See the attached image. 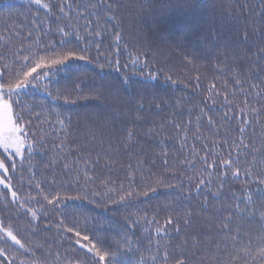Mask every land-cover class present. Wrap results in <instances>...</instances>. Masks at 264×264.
Returning <instances> with one entry per match:
<instances>
[{
  "label": "trees",
  "instance_id": "obj_1",
  "mask_svg": "<svg viewBox=\"0 0 264 264\" xmlns=\"http://www.w3.org/2000/svg\"><path fill=\"white\" fill-rule=\"evenodd\" d=\"M60 2L41 0L42 4L54 5L47 11L35 0H0V68L13 67L21 48L35 52L52 42L58 45L62 37L57 29L65 24L72 33L70 47H83L92 41L88 62L77 61L59 70L52 66V71L37 69L43 83L33 80L36 86L21 93L20 110L25 122L31 119L36 146L31 156L25 153L22 168L18 161L13 190L21 200L32 201L27 208L45 207L32 218L25 206L11 202V192L0 186V216L11 215L18 221L17 238L25 246L20 248L9 241L7 245L0 243V247H9L16 264H75L84 256L79 246L71 243L74 235L66 231L75 225L85 229L82 234L94 232L104 239L113 253L118 245L123 252L127 236L133 251L118 254L120 264H137L139 257L162 256L165 250L171 253L170 260L175 259L185 232L204 229L207 238L211 229L207 223L211 212L200 210L202 196L195 195L198 178L211 180L203 189L210 201L208 208H230L236 203L230 199L232 193L244 200L251 195L258 217L259 205L264 203L259 190L264 184L254 182L255 175L245 179L244 171L245 166L253 172L264 170V59L255 63L251 55H241L233 63L234 54L225 58V53L233 46L237 48L235 54L244 49L255 51V40L246 44L240 39L247 18L238 13L241 4L259 11L261 0H148L143 9L135 7L143 0H124L128 7L121 8L116 19L108 23L106 15L94 7L97 0H64L72 5L70 18L68 8L60 13ZM77 5L82 6L81 11L88 5L92 14L78 18ZM114 24L118 26L115 29ZM115 31H122L119 44L115 42ZM96 32L101 35L95 36ZM77 35H87L88 40L77 44ZM101 64L104 71L97 75L95 70ZM237 80L242 86L236 84ZM46 88L51 95L46 94ZM226 113L228 119H224ZM37 114L39 119L35 118ZM59 120L64 121L63 128ZM244 120L250 125L245 126ZM177 124L181 125L179 129ZM240 128L245 129L244 143L253 150L240 148L241 171L239 177H233L235 169H223L216 157L229 159L230 154L236 159L237 145L233 141L240 139ZM129 130L135 135L121 145L120 139L127 137ZM128 144H133L130 152L126 151ZM163 152H167V167ZM205 156L209 164L216 160L215 172L207 171L201 163ZM74 160L80 169V186H76L74 171L72 187L57 189L65 199L54 209L43 201L36 184L40 183L46 194L50 189L44 181L54 174L63 177V165ZM84 161L89 163L88 176L92 178L88 190H84ZM184 161L196 167L181 166ZM33 172L35 178L29 187L28 177ZM189 187L193 195L186 198ZM97 192L101 195L94 199ZM120 196L125 200L121 201ZM188 212H194L193 224L185 229L183 220ZM169 216L172 225L166 224ZM153 219L157 223H151ZM177 226L179 234L175 232ZM158 227L167 234L157 236ZM252 227L255 243L264 232L256 220ZM3 239L0 236V241ZM260 246L254 248V256Z\"/></svg>",
  "mask_w": 264,
  "mask_h": 264
},
{
  "label": "snow or ice",
  "instance_id": "obj_2",
  "mask_svg": "<svg viewBox=\"0 0 264 264\" xmlns=\"http://www.w3.org/2000/svg\"><path fill=\"white\" fill-rule=\"evenodd\" d=\"M37 5H41L45 10L50 11L54 5L50 3H41V0H35ZM148 4V0H143L142 3H138L135 7L143 9ZM163 6V5H162ZM60 13L64 14V9L68 8L70 10L68 17L71 16L72 5L70 3H65L64 0H61L58 5ZM81 5H77L76 14L78 18L83 19L86 15H91L92 10L88 5L83 6V11H81ZM96 9H99L101 14L106 15V23L116 19L117 14L120 12L121 8L128 7L124 4V0H97ZM110 14V15H108ZM238 15H242L247 18V22L244 25L240 39L244 43H248L250 40H255V51L250 49H244L237 53V48L235 46L229 48L228 52L225 53V58L229 53L233 55V63L239 61L240 56L243 55L245 58H248L250 55L254 57L252 62L259 63L260 60L264 59V0H261V7L259 11L248 7L245 9V5H240V11ZM89 25L86 23L85 27ZM117 25H113L115 29ZM69 28L68 24H65L63 27H58L57 31L62 37L57 45L56 42L49 43L43 48L32 52L30 49L21 48L15 54L13 60V67H8L5 65L3 68H0V186H3L6 192H11V202L18 203L21 206H25V212L30 213L32 218L37 217V213L45 207L41 204V209L33 210L27 208L26 205L31 203L29 200H21L17 195V191L13 190L15 185L13 184L14 179L16 178L15 174L18 171V161L20 162V168L23 167V161L27 158L25 153L27 152L31 156L33 150L35 149V133L30 131L31 119L25 122V116L22 109L23 101L20 99L21 93L30 87H35L36 85L32 84L33 80H36L37 83H43L39 80L40 73L37 72V69H45L52 71V66H55L57 70L61 67L67 68L72 63L77 61L88 62L90 60V45L91 40H88V36L81 37L76 36V42L79 44L82 40H88V43L83 47H70L73 43L69 37L72 35L67 29ZM100 32H96L95 36L99 37ZM29 39H31V33H29ZM259 38V39H257ZM122 40V31H115V42L119 44ZM96 52L99 54L100 48L99 45L96 47ZM27 53V54H24ZM43 53V54H41ZM116 55H119V49L116 50ZM108 60V63L111 64L112 61L105 57ZM47 62V63H45ZM18 65V67H17ZM116 66L119 68V60H116ZM127 67V65H125ZM97 75H101L104 71V65L101 64L98 70H95ZM103 79V77H101ZM153 78L152 74H149V79ZM45 79L51 80L50 76H45ZM126 80L128 78H125ZM236 84L242 86L241 81L237 80ZM112 87H115L114 85ZM47 95H51L50 92L45 89ZM227 99V96H225ZM139 108H142V104L139 105ZM264 111V109H262ZM243 112H241V117L243 118ZM36 119L40 118V115L37 114ZM224 119H228L227 113L224 116ZM208 121L211 124L212 118L208 117ZM245 126L250 125L249 120L243 121ZM61 128L64 127V121H58ZM176 127L179 129L181 125L177 124ZM241 137L237 141H233L234 145H237V157L235 160L231 158L229 154V159H220L219 156L216 157L219 160V166L225 170L235 169L232 172L233 177H239L241 166L239 161L241 159L239 155L240 148H244L246 152H251L252 146L244 143L243 133L244 128H240ZM135 133L131 130L128 131L127 137L120 139V144L124 145L127 143V140L134 136ZM155 135V133H153ZM30 138L32 142L30 141ZM133 144H128L126 151H131ZM162 155L165 156L164 164L167 167V152H163ZM82 159V158H81ZM247 160V157H244ZM99 161H94L93 163H98ZM146 163V161H145ZM201 163L205 165V169L209 172H215L217 169L216 160H213L211 164L207 161V156L201 159ZM143 165H141L142 167ZM181 166H190L195 168V163L190 161H184L181 163ZM153 167L155 165L153 164ZM255 167V165H253ZM131 168V165H129ZM89 163L84 161V171L83 178L86 181L84 190L87 189V183L92 182V178L88 176ZM63 177L59 174H54L52 179L49 181H44L47 183L50 191L46 194H43L41 189V184H36V190L38 193H41L43 196V201L47 202V205L52 206L54 209L57 206L61 205L63 199L60 191L57 189L67 187H72L73 177L72 173L75 171L77 175L75 176L76 186H80V169L77 167V161H73L71 164L65 163L63 165ZM92 171H95L93 168ZM151 174V173H149ZM223 175L228 176V172L224 171ZM255 175L256 179L254 182L258 184H264V170H259L253 172L245 166L244 176L245 179ZM35 173L33 172L29 175V187H32L31 181L34 180ZM67 181V184H65ZM189 185L192 184V180L189 179ZM211 180H206L204 178H198V183L195 184V195H201L202 200L199 201L200 210L202 212H211V217L207 220V223L211 225V229L207 232V238H205V230L201 229L200 231H193L192 233L185 232V240L178 246L179 251L177 252V258L170 260L171 253L167 250L164 251L163 255L159 254L152 255L148 257H139L137 264H157L158 260H162L163 264H257V261L260 264H264V236L259 240L253 241L251 235L253 231L252 221L256 220L260 224V231L264 232V203L259 205L260 215L257 217V204L249 195L247 200H244L242 197H237L235 193H232L230 199L236 201L232 204L230 208L220 209H210L207 205L210 203L208 196L203 193L206 185L210 184ZM23 186V181L20 182V187ZM184 187V181L181 180L179 188ZM154 191V189H152ZM261 193V198L264 199V189L259 190ZM94 199H99L100 193H94ZM131 195V193H129ZM193 195L192 188L189 187L185 197ZM213 196L219 197L218 193H213ZM121 201L125 200V196H120ZM36 203H41L40 200H36ZM241 204L244 206L241 207ZM227 211V215H223V212ZM194 212L185 213V218L183 224L185 229H188L193 224ZM204 217L201 216V219ZM151 223H157L155 219ZM167 225L173 224V218L171 216L166 220ZM68 234L74 235L75 239L71 241L74 245L79 246L80 250L84 252L83 257L77 258L75 264H120L118 254H127L130 251H133L131 247V242L128 240L127 236L124 237L123 252L121 253V248L117 246V252L113 253L110 250V246L106 247V241L101 237L95 235L94 232L91 234H82L85 232V229H80L75 225L68 227L66 229ZM181 231L180 227L175 228V232L179 234ZM19 232L18 221L9 216H0V236L4 239L0 243L7 245L9 241L13 245H19L20 248H24V244L21 243L20 239L17 238ZM162 234L161 229L158 227L156 229V235L160 236ZM261 245L259 247L258 253L254 256L253 250L256 245ZM151 247V245H150ZM157 253L160 250L159 241L156 243ZM139 250V242H137V249ZM189 251H191V256H189ZM0 264H16V257L13 256L9 250V247H0ZM20 264H28L26 261H20Z\"/></svg>",
  "mask_w": 264,
  "mask_h": 264
}]
</instances>
